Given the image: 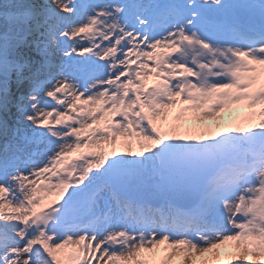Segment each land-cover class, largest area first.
I'll return each mask as SVG.
<instances>
[{
    "label": "snow or ice",
    "instance_id": "6c2138e0",
    "mask_svg": "<svg viewBox=\"0 0 264 264\" xmlns=\"http://www.w3.org/2000/svg\"><path fill=\"white\" fill-rule=\"evenodd\" d=\"M233 261L264 264V0L0 3V264Z\"/></svg>",
    "mask_w": 264,
    "mask_h": 264
},
{
    "label": "rangeland",
    "instance_id": "374dc122",
    "mask_svg": "<svg viewBox=\"0 0 264 264\" xmlns=\"http://www.w3.org/2000/svg\"><path fill=\"white\" fill-rule=\"evenodd\" d=\"M178 107H180V105H178ZM175 111L176 110L173 109L172 112L170 113V116H171V114L175 113ZM245 111L246 110L243 108H236V107H233L232 109H229V110H225L224 112L219 113L215 118H213V120H209V121L205 122L206 124L211 125V128H201L199 130L204 131L205 133L210 134V135H216L218 132H224L226 126H229L233 123L238 122V120L243 116ZM220 121L223 122V125H220V127L214 126V124L212 123V122L220 123ZM103 147L105 148V150H108V151L115 149L121 155L127 154V150L122 145L121 142H117L116 144L104 145ZM132 147H133V149L138 150V144L135 141L132 142ZM111 158H113V157H109V159H111ZM232 243L233 242H228V244H226V245L229 246ZM222 248H225V247H222ZM248 259L250 260L252 258L249 257ZM233 264H243V262L235 263V261H233Z\"/></svg>",
    "mask_w": 264,
    "mask_h": 264
},
{
    "label": "bare ground",
    "instance_id": "6f19581e",
    "mask_svg": "<svg viewBox=\"0 0 264 264\" xmlns=\"http://www.w3.org/2000/svg\"><path fill=\"white\" fill-rule=\"evenodd\" d=\"M221 119V118H220ZM213 124H214V126H217V124H219V125H223V122H221L220 121V123H217V122H212ZM217 138H219V137H217ZM222 247H225V248H227V247H229L228 245H224V246H222ZM251 260V259H250ZM235 263H237L236 261H235Z\"/></svg>",
    "mask_w": 264,
    "mask_h": 264
},
{
    "label": "water",
    "instance_id": "95a60500",
    "mask_svg": "<svg viewBox=\"0 0 264 264\" xmlns=\"http://www.w3.org/2000/svg\"><path fill=\"white\" fill-rule=\"evenodd\" d=\"M152 204H154V205H156V206L159 205V203H158L157 201H155V200L152 201Z\"/></svg>",
    "mask_w": 264,
    "mask_h": 264
},
{
    "label": "trees",
    "instance_id": "16d2710c",
    "mask_svg": "<svg viewBox=\"0 0 264 264\" xmlns=\"http://www.w3.org/2000/svg\"><path fill=\"white\" fill-rule=\"evenodd\" d=\"M4 2V0H0V3H3Z\"/></svg>",
    "mask_w": 264,
    "mask_h": 264
}]
</instances>
